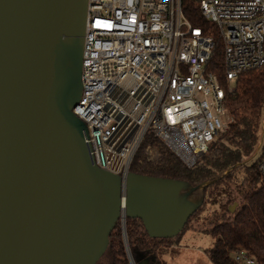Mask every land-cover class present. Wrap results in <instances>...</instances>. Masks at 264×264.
Segmentation results:
<instances>
[{"label": "water", "instance_id": "water-1", "mask_svg": "<svg viewBox=\"0 0 264 264\" xmlns=\"http://www.w3.org/2000/svg\"><path fill=\"white\" fill-rule=\"evenodd\" d=\"M87 3L0 0V264H97L117 223L135 264L125 220L140 221L151 239L175 238L211 184L123 179L95 165L72 113Z\"/></svg>", "mask_w": 264, "mask_h": 264}, {"label": "built area", "instance_id": "built-area-1", "mask_svg": "<svg viewBox=\"0 0 264 264\" xmlns=\"http://www.w3.org/2000/svg\"><path fill=\"white\" fill-rule=\"evenodd\" d=\"M196 2L202 26L182 0H88L72 113L98 168L124 179L148 130L192 168L227 128L234 82L264 67V0ZM218 45L225 86L211 69ZM254 157L264 179V96ZM233 259L259 264L242 248Z\"/></svg>", "mask_w": 264, "mask_h": 264}, {"label": "trees", "instance_id": "trees-1", "mask_svg": "<svg viewBox=\"0 0 264 264\" xmlns=\"http://www.w3.org/2000/svg\"><path fill=\"white\" fill-rule=\"evenodd\" d=\"M182 8L193 25H204L196 0H182ZM211 69L225 86L219 45ZM263 96L264 67L239 75L233 92L227 95L230 118L227 128L218 133L192 168L185 167L151 130L146 132L129 165V172L184 181L193 187L207 181L211 184L204 190L202 206L175 238L151 239L140 221L125 220L126 241L135 264L143 260L152 264L156 253L162 254L165 248L176 243L203 210L208 213L201 220L202 230L215 239L208 250L212 264H237L233 259V251L237 248L264 264V179L254 160ZM234 204L236 208L231 212L229 208ZM97 264H129L120 223L111 232L108 248Z\"/></svg>", "mask_w": 264, "mask_h": 264}, {"label": "rangeland", "instance_id": "rangeland-1", "mask_svg": "<svg viewBox=\"0 0 264 264\" xmlns=\"http://www.w3.org/2000/svg\"><path fill=\"white\" fill-rule=\"evenodd\" d=\"M207 213L205 210L200 211L198 214L200 218L190 223L188 230L181 235L178 242L165 248L162 254L156 253V260L152 264H212L208 258V250L212 248L215 239L203 232L201 223ZM204 225L206 226L207 222Z\"/></svg>", "mask_w": 264, "mask_h": 264}, {"label": "flooded vegetation", "instance_id": "flooded-vegetation-1", "mask_svg": "<svg viewBox=\"0 0 264 264\" xmlns=\"http://www.w3.org/2000/svg\"><path fill=\"white\" fill-rule=\"evenodd\" d=\"M144 262V260L143 261H141L140 263H143Z\"/></svg>", "mask_w": 264, "mask_h": 264}, {"label": "crops", "instance_id": "crops-1", "mask_svg": "<svg viewBox=\"0 0 264 264\" xmlns=\"http://www.w3.org/2000/svg\"><path fill=\"white\" fill-rule=\"evenodd\" d=\"M180 238H181V237H180ZM178 241H179V240H178ZM178 241H177V242H178Z\"/></svg>", "mask_w": 264, "mask_h": 264}]
</instances>
